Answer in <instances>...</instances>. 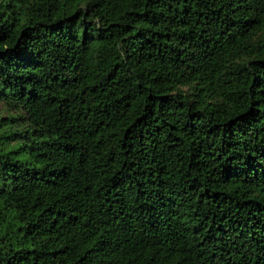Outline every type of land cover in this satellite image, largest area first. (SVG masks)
I'll return each instance as SVG.
<instances>
[{
    "label": "trees",
    "instance_id": "16d2710c",
    "mask_svg": "<svg viewBox=\"0 0 264 264\" xmlns=\"http://www.w3.org/2000/svg\"><path fill=\"white\" fill-rule=\"evenodd\" d=\"M0 264H264V0H0Z\"/></svg>",
    "mask_w": 264,
    "mask_h": 264
}]
</instances>
